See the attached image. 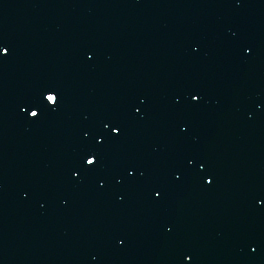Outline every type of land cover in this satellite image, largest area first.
I'll return each mask as SVG.
<instances>
[{
    "label": "water",
    "instance_id": "1",
    "mask_svg": "<svg viewBox=\"0 0 264 264\" xmlns=\"http://www.w3.org/2000/svg\"><path fill=\"white\" fill-rule=\"evenodd\" d=\"M0 43V264H264V0H0Z\"/></svg>",
    "mask_w": 264,
    "mask_h": 264
},
{
    "label": "snow or ice",
    "instance_id": "2",
    "mask_svg": "<svg viewBox=\"0 0 264 264\" xmlns=\"http://www.w3.org/2000/svg\"><path fill=\"white\" fill-rule=\"evenodd\" d=\"M248 51L250 52L251 49H248ZM11 52L10 47L7 44H3L0 43V57H6L7 55H9ZM89 59H91L92 57L89 55L88 56ZM191 100L193 102H199L200 100V96L196 93H193L191 95ZM63 101V98L61 96V94L59 93V91L55 88H48L45 89L43 92H41L39 94V96L35 97L32 101H30L28 104L21 106V111L32 118H36L39 117L40 115H42V111L41 109L43 107H47L49 108L51 111H57L58 110V105H60ZM143 101L140 102V105H133V112L137 115H139L142 112V105H143ZM103 128L107 131H109L112 135H120L123 131L122 127L119 124H114L111 122L106 121L103 124ZM183 131H187V128H183ZM85 137L89 136L90 133L85 132L84 133ZM104 142V137L103 136H99L96 138V143H103ZM83 163L86 166H96L99 164V153L97 152H89L85 155L84 159H83ZM189 164L193 163L192 159L190 158L188 161ZM201 168L204 167L203 164L200 165ZM127 174L129 176H133L135 175V169L134 168H129L127 170ZM73 175L75 177H79V172L75 171L73 172ZM174 178L179 180L181 177L179 175H176L175 173L173 174ZM206 183L211 184L214 182V180L211 177L206 178ZM101 187H103V182L101 181ZM154 195L155 197L159 198L162 195V191L159 189H154ZM122 198V197H121ZM260 203H264V200H260ZM168 231H171V228H167ZM119 243L121 245H123L124 241L120 240ZM250 249L252 253H255L257 251V248L254 246L250 245ZM184 260L186 262H190L192 260V256L189 254H186L184 257Z\"/></svg>",
    "mask_w": 264,
    "mask_h": 264
}]
</instances>
